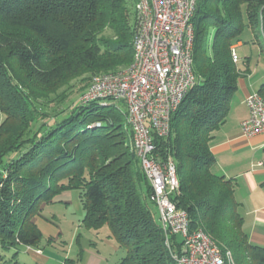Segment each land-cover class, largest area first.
<instances>
[{"label": "trees", "instance_id": "1", "mask_svg": "<svg viewBox=\"0 0 264 264\" xmlns=\"http://www.w3.org/2000/svg\"><path fill=\"white\" fill-rule=\"evenodd\" d=\"M134 4L0 0L2 249L38 247L43 236L35 220L42 205L74 190L81 197L85 228L106 225L123 251L116 264H174L123 128V104L80 100L90 82L84 75L132 62ZM191 22L196 82L171 115L168 137H154L156 153L175 166L179 188L171 200L187 214L189 230H203L222 252L232 253L236 264H264V248L249 244L243 230L236 184L212 170L211 153L238 89L240 72L230 49L248 29L256 39L264 38V0H196ZM15 69L25 75L24 85ZM76 78L83 86L74 104L69 83ZM10 101L18 103L16 108ZM171 242L179 252L178 237ZM0 264L18 262L0 255Z\"/></svg>", "mask_w": 264, "mask_h": 264}, {"label": "built area", "instance_id": "2", "mask_svg": "<svg viewBox=\"0 0 264 264\" xmlns=\"http://www.w3.org/2000/svg\"><path fill=\"white\" fill-rule=\"evenodd\" d=\"M195 10L196 0H135L132 62L93 77L80 100L123 104L129 146L150 187L149 201L158 212L164 246L174 264H235L230 252H222L203 230H189L187 214L171 200L179 188L175 166L169 158L160 160L153 142L154 137H168L171 115L196 82L191 22ZM234 49L230 51L236 64ZM245 105L248 117L240 124L241 135L264 134V98L251 93ZM174 236L180 238L177 253L171 242Z\"/></svg>", "mask_w": 264, "mask_h": 264}, {"label": "rangeland", "instance_id": "3", "mask_svg": "<svg viewBox=\"0 0 264 264\" xmlns=\"http://www.w3.org/2000/svg\"><path fill=\"white\" fill-rule=\"evenodd\" d=\"M132 12L133 7L130 5L131 16L133 14ZM242 22L244 26H247L245 16H243ZM104 34L109 36L108 32ZM256 41L264 47V38L259 35L256 39L249 29L245 30L240 36L241 46L234 49L239 59L238 63H236V68L238 70L243 69L242 62L245 57H250L253 63H256V57L260 59L258 55L260 45ZM254 43L256 44L255 46ZM254 68L257 69H255L256 73H264V65L260 67L251 64V70ZM118 70L120 69L110 68L107 70H100L93 76L84 75L83 78L86 80L85 82L88 83L96 75L116 72ZM241 72H243V70ZM14 74L16 77H20L22 81H19L22 84L26 82L25 75L19 70L15 69ZM81 81L80 78H76L69 83L71 86L69 91H72L74 104L78 102L81 94L79 90L83 86ZM240 99V93L236 92L230 105V109L234 108V112H232L233 115L228 122L231 120V123H233L234 113H236L240 107ZM11 103L15 106L14 108L18 105V103L14 101ZM240 108L242 109L244 106L241 105ZM3 120L4 117L0 115V124ZM232 127L234 129V123L232 125L228 123V128L232 129ZM123 128L126 133L130 135V143L131 133L126 122L123 123ZM244 152H246L245 155L248 156L249 150L245 149ZM153 214L155 221L159 222V215L155 207L153 208ZM83 216L84 210L82 208L79 192L74 190L61 192L55 195L52 201L42 205L40 216L35 220L43 236L38 247H29L30 249L27 247H18L15 250H4L0 247V255L7 261L16 259L18 264H92L93 260L96 264H116L121 257H123L124 253L118 248L117 242L114 237L111 236L108 227L103 225L98 230L87 229L81 222ZM178 239L180 241L179 237ZM16 252L17 254H15ZM33 254H37L39 258ZM230 254L234 261L231 252Z\"/></svg>", "mask_w": 264, "mask_h": 264}, {"label": "crops", "instance_id": "4", "mask_svg": "<svg viewBox=\"0 0 264 264\" xmlns=\"http://www.w3.org/2000/svg\"><path fill=\"white\" fill-rule=\"evenodd\" d=\"M240 46L241 42L234 45L235 48ZM258 55L260 59L256 57V63H253L250 57H245L242 62L243 72L239 70L237 92L241 98L239 105L244 108L239 107L234 113L233 130L228 128V123L233 124L231 120L228 122L234 112V108L230 109L226 122L214 134L211 153L215 158L212 170L236 184L234 195L239 204L243 230L249 244L264 248V134L244 138L240 131L241 122L248 117L245 98L259 91L264 94V73H256L257 67L251 70V64L260 67L264 65V47L261 45ZM245 149L249 150L248 156L245 155ZM36 225L38 227L37 223ZM33 255L38 257L37 254ZM92 264H96L94 260Z\"/></svg>", "mask_w": 264, "mask_h": 264}]
</instances>
